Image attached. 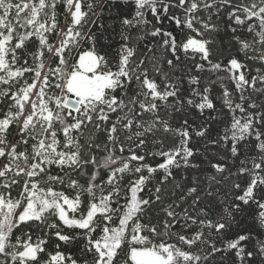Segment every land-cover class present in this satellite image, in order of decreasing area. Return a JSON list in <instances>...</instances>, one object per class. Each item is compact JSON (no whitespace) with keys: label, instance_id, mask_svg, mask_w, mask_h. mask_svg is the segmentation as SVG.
<instances>
[{"label":"snow or ice","instance_id":"snow-or-ice-1","mask_svg":"<svg viewBox=\"0 0 264 264\" xmlns=\"http://www.w3.org/2000/svg\"><path fill=\"white\" fill-rule=\"evenodd\" d=\"M0 264H264V0H0Z\"/></svg>","mask_w":264,"mask_h":264}]
</instances>
